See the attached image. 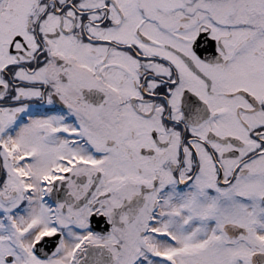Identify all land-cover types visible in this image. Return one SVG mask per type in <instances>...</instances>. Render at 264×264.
<instances>
[{
  "label": "snow or ice",
  "instance_id": "obj_1",
  "mask_svg": "<svg viewBox=\"0 0 264 264\" xmlns=\"http://www.w3.org/2000/svg\"><path fill=\"white\" fill-rule=\"evenodd\" d=\"M0 264H264V0H0Z\"/></svg>",
  "mask_w": 264,
  "mask_h": 264
}]
</instances>
